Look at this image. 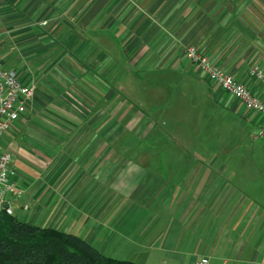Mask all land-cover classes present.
Returning <instances> with one entry per match:
<instances>
[{
  "label": "crops",
  "instance_id": "crops-1",
  "mask_svg": "<svg viewBox=\"0 0 264 264\" xmlns=\"http://www.w3.org/2000/svg\"><path fill=\"white\" fill-rule=\"evenodd\" d=\"M0 35L35 85L0 139L13 215L140 264H264V152H234L226 121L264 140V117L185 55L264 102V0H0Z\"/></svg>",
  "mask_w": 264,
  "mask_h": 264
},
{
  "label": "built area",
  "instance_id": "built-area-1",
  "mask_svg": "<svg viewBox=\"0 0 264 264\" xmlns=\"http://www.w3.org/2000/svg\"><path fill=\"white\" fill-rule=\"evenodd\" d=\"M1 37V35H0ZM187 59L224 92L240 101L245 108L253 110L264 117V102L249 88L236 80L220 66L212 63L207 56L194 45L185 47ZM250 76L264 86V70L253 66ZM35 92L33 83H23L14 69L4 66L0 50V139L27 110ZM16 170L13 155L0 148V212L13 214L12 201L19 198L23 189L14 180ZM193 264H210L207 257L196 259Z\"/></svg>",
  "mask_w": 264,
  "mask_h": 264
},
{
  "label": "trees",
  "instance_id": "trees-1",
  "mask_svg": "<svg viewBox=\"0 0 264 264\" xmlns=\"http://www.w3.org/2000/svg\"><path fill=\"white\" fill-rule=\"evenodd\" d=\"M0 264H140L105 255L74 233L0 212Z\"/></svg>",
  "mask_w": 264,
  "mask_h": 264
},
{
  "label": "rangeland",
  "instance_id": "rangeland-1",
  "mask_svg": "<svg viewBox=\"0 0 264 264\" xmlns=\"http://www.w3.org/2000/svg\"><path fill=\"white\" fill-rule=\"evenodd\" d=\"M227 122L229 121L231 123V129L233 132V135L231 136V138H234L233 140L230 141V148L234 149V152H242V150L246 151V152H264V140L262 138L259 139H254V136L257 135L258 130L254 129V128H249L247 129V132L245 134V132H243V130L239 127L236 126V128L234 126V121H232V119H227ZM234 129V130H233ZM241 136L240 139V145H238V141H236L239 137ZM116 244V242H115ZM125 251V250H124ZM104 253L106 254H110L112 253L113 256L115 258H119V259H129V260H133V261H140L142 258H137V257H131L129 255L126 254H120V253H124L123 251H119L117 249H109L106 248Z\"/></svg>",
  "mask_w": 264,
  "mask_h": 264
}]
</instances>
